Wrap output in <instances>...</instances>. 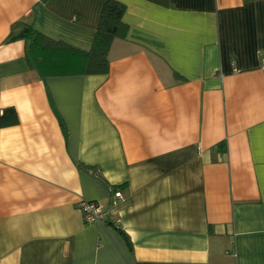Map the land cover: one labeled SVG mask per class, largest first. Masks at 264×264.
I'll return each mask as SVG.
<instances>
[{
	"label": "crops",
	"instance_id": "crops-1",
	"mask_svg": "<svg viewBox=\"0 0 264 264\" xmlns=\"http://www.w3.org/2000/svg\"><path fill=\"white\" fill-rule=\"evenodd\" d=\"M104 1L0 0V264H264V0H117L108 72L42 77L27 25L89 49Z\"/></svg>",
	"mask_w": 264,
	"mask_h": 264
},
{
	"label": "trees",
	"instance_id": "trees-1",
	"mask_svg": "<svg viewBox=\"0 0 264 264\" xmlns=\"http://www.w3.org/2000/svg\"><path fill=\"white\" fill-rule=\"evenodd\" d=\"M126 6L117 0L102 4L94 39L89 49H81L64 40L50 37L27 25L23 36L31 65L42 77L105 74L109 70L108 52L115 39H126L128 26L123 21ZM18 122L16 110L7 107L0 115V126ZM95 172L94 168L86 166ZM115 188V186L113 187ZM137 264H161L138 262Z\"/></svg>",
	"mask_w": 264,
	"mask_h": 264
},
{
	"label": "built area",
	"instance_id": "built-area-1",
	"mask_svg": "<svg viewBox=\"0 0 264 264\" xmlns=\"http://www.w3.org/2000/svg\"><path fill=\"white\" fill-rule=\"evenodd\" d=\"M260 69L264 72V52H262ZM124 200V195L119 187H111L109 201L102 204L99 201H82L80 211L83 222L86 224L110 220L113 223H119V217H113L114 209Z\"/></svg>",
	"mask_w": 264,
	"mask_h": 264
}]
</instances>
